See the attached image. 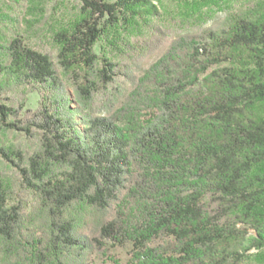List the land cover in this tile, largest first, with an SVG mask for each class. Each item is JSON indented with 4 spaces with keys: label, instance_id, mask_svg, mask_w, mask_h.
Segmentation results:
<instances>
[{
    "label": "trees",
    "instance_id": "16d2710c",
    "mask_svg": "<svg viewBox=\"0 0 264 264\" xmlns=\"http://www.w3.org/2000/svg\"><path fill=\"white\" fill-rule=\"evenodd\" d=\"M78 1L53 35L71 94L50 54L0 47V124L38 141L0 148V264H93L108 246L126 264H246L264 250V0L145 68L164 37L152 1ZM24 90L33 110L4 98Z\"/></svg>",
    "mask_w": 264,
    "mask_h": 264
},
{
    "label": "rangeland",
    "instance_id": "374dc122",
    "mask_svg": "<svg viewBox=\"0 0 264 264\" xmlns=\"http://www.w3.org/2000/svg\"><path fill=\"white\" fill-rule=\"evenodd\" d=\"M159 12L158 19L153 23L159 24L164 37L157 49L144 61V68L154 62L166 49L169 42L177 36L215 26L221 22L229 11L244 10L248 5L258 0H151ZM207 12V13H206ZM78 0H0V47L4 48L14 37H20L29 46L39 47L51 55L56 70L62 82L68 87L70 94L72 87L63 76V72L56 63L57 46L54 33L70 27L81 17ZM204 14V17L201 16ZM200 16V17H199ZM211 19L206 20L207 17ZM198 21L191 26L192 19ZM206 20V21H205ZM106 50L111 47L105 43ZM116 55L117 53H112ZM3 51H0V61ZM113 87H118L122 78ZM123 84V83H122ZM127 88V85H123ZM116 88L99 92L95 97L97 109L105 100L110 98ZM26 95H25V94ZM17 99L19 104L26 98L25 109L36 107L37 96L24 90L17 94L5 95L4 98ZM2 102V101H0ZM6 104V102H3ZM16 103H14L15 105ZM37 136L27 137L22 133L5 130L0 124V148L10 152L11 157L17 152L27 157L38 147ZM12 152V153H11ZM0 170L10 172L11 168L0 155ZM12 172V171H11ZM263 251L253 250L249 253L246 264H257ZM129 251L120 247H107L104 257L95 259L93 264H126Z\"/></svg>",
    "mask_w": 264,
    "mask_h": 264
}]
</instances>
